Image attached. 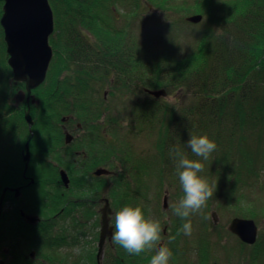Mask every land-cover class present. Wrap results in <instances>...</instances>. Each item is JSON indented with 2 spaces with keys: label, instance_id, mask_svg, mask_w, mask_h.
<instances>
[{
  "label": "trees",
  "instance_id": "16d2710c",
  "mask_svg": "<svg viewBox=\"0 0 264 264\" xmlns=\"http://www.w3.org/2000/svg\"><path fill=\"white\" fill-rule=\"evenodd\" d=\"M3 1L0 0V19ZM154 1L165 6L164 12L172 10L177 16L183 12L184 17L191 14L193 4L198 6L202 14L199 28L193 26L194 30H189L184 19L188 26L185 28L193 33L184 41L188 46L183 53L177 52L181 36L173 29L168 28L162 39L145 36L140 31L139 35L133 33L131 26L139 15L135 0H49L54 29L49 39L52 59L44 82L29 98L31 132L24 120L27 110L24 85L13 82L0 27V198L3 191L21 188L31 201L27 210L22 209L24 216L36 219L35 224L24 222L15 207H7L9 195H5L0 213V259L6 264H95L90 251L78 254L73 251L78 236L69 234L65 227L55 232L51 216L65 207V199L85 201L90 199L86 193H101L109 179L113 180L109 195L112 206L105 200L110 215L120 209L116 195L127 196L118 186L127 192L132 188L131 196L146 200L144 192L155 187L159 191L164 176L169 174L174 178L170 184L175 185L181 197L176 163L169 149L178 147L195 160L186 146L193 134H206L217 145L206 160L211 165L210 171L204 168L200 173L214 192L205 208L211 203L243 219L264 218V0H177L179 6H175V0ZM118 5L127 11L121 16L120 27L115 26L114 12ZM161 90L165 97L175 93L187 98L181 105L180 98L167 104L145 92ZM127 91H133L139 99L121 103L124 104L120 109L124 111L119 120L110 112L106 115L107 105L113 106L114 100ZM125 119L127 126L123 124ZM67 120L72 122L75 134L74 124L81 133L88 134V138H82L86 146L84 154L91 155L87 161L94 166L81 175L69 163L63 165L60 154V147L67 155L72 153L73 145H65L62 139L63 122ZM149 136H153V148L159 153V160H155L160 165L151 169L145 158L140 167L125 170L131 159L127 154L129 139L137 141L138 137ZM78 141H74L75 149L83 148ZM98 143L106 152L100 159ZM26 145L30 162L23 174ZM58 168L68 174V192H76L75 196L61 197L64 202L59 204ZM95 168L106 170L108 177L98 178L93 189L88 190L85 184L87 178L93 182ZM129 174H135L134 181L142 182V187L129 185ZM23 175L30 180H24ZM210 176L215 180L211 181ZM153 179L155 184H151ZM98 198L92 196L95 202L92 205L98 206ZM79 205L66 206L62 217H71L76 232L81 231V225H91L97 230L100 227L97 209L86 210L79 220L73 212ZM155 211L162 213L158 206ZM144 213L149 217V210ZM204 216L207 214L202 211L199 217L194 214L190 217L199 220L197 226L191 222L192 229L196 228L191 234L196 264H207L213 257L208 238L211 223ZM182 223L173 213L169 226L165 225L161 232V242L168 240L173 253L169 264L180 261L189 264L190 250L186 249L189 236L177 235ZM109 225L114 231V224ZM54 235L59 237L52 238ZM172 236L175 239L170 241ZM92 238L96 241L97 232ZM61 248L67 253L60 252ZM113 252L116 256L121 254L119 259L112 256ZM104 254L103 264H146L150 255L148 251L130 255L114 244L111 237Z\"/></svg>",
  "mask_w": 264,
  "mask_h": 264
},
{
  "label": "rangeland",
  "instance_id": "374dc122",
  "mask_svg": "<svg viewBox=\"0 0 264 264\" xmlns=\"http://www.w3.org/2000/svg\"><path fill=\"white\" fill-rule=\"evenodd\" d=\"M137 2L138 6V12H136V14L138 13V18L137 20L132 24L131 26V30L133 31V33L135 35H139V31L145 35V36H149L152 37V35L154 36H160L161 39L163 38L164 34L166 33V30L169 28L170 31H173L180 35L181 37L178 39V47L176 48L180 53H183L184 50L187 48L188 43L184 42L185 40L188 39V34H192L193 32L188 31L186 27L189 28V30H194V27H200L202 20L199 23H189L188 26L187 24L185 25L184 19L186 20L189 17L192 16H200L202 17V14H200L198 6L196 7L195 4H193V6L189 9V11L191 12V14L187 15V17H184L183 12L181 14H179V16L176 15L175 11L172 10H166L164 12V10L162 8H164L165 6H162L161 4H157L154 0H135ZM49 3V0H48ZM158 3H160V0H158ZM175 6L176 5H180L178 3L177 0L174 1ZM174 5V4H173ZM116 11L114 12L115 16V26L116 27H120V25H122V15L126 14L127 11H125L124 9L121 8L120 5H118L116 7ZM173 8V7H172ZM202 8V7H201ZM174 9V8H173ZM179 9V8H178ZM115 10V9H114ZM128 10V9H127ZM52 12V11H51ZM52 17H53V13H52ZM194 26V27H193ZM1 27V26H0ZM2 29V28H1ZM54 31V29H53ZM181 31V33H180ZM3 32V30H2ZM53 34V33H52ZM52 36V35H51ZM50 36V37H51ZM49 37V39H50ZM4 38V37H3ZM60 38V37H59ZM59 38L57 40H59ZM49 39H48V44H49ZM161 39H159V41H162ZM4 41V40H3ZM5 44V43H4ZM50 47V45H49ZM6 50V47H5ZM6 56L8 57V55L6 54ZM9 59V57H8ZM8 59H7V66L11 71L10 66L8 65ZM50 65V64H49ZM12 74V71H11ZM114 76V75H113ZM113 76H111L110 78H112ZM12 79H13V75H12ZM14 82V81H13ZM16 84H23L24 85V89H25V84L24 83H16ZM35 90V89H34ZM32 90V91H34ZM105 91V90H104ZM26 93V90H25ZM32 93V92H31ZM166 95V94H165ZM27 97V94H26ZM144 97V96H142ZM30 98V97H29ZM176 98H180V95H175L174 94H167V96H162L157 100H161L162 101H166L167 104H172L174 102V100ZM187 96H183L182 98H180L179 104H182L183 100H186ZM133 99L138 100L139 97H137L133 91H127L124 92L123 95H121V98H116L114 100V105L112 106L111 103H109L107 105V112L106 115L108 114V112H110L111 116H116L118 117V120L123 116L121 114V112H123V109H120L122 107L121 104L122 102H129L132 101ZM126 100V101H124ZM27 101V98H26ZM29 102V99H28ZM113 102V101H112ZM114 107V108H112ZM30 113V111H29ZM31 117V116H30ZM32 119V118H31ZM59 126H62L61 124H59ZM84 134V133H81ZM111 136V135H110ZM83 137L88 138V134H85L81 137V141L79 143L80 146L84 145L83 148L78 147L77 149H74V151L76 152V154L73 153H68L67 157H76L77 162L75 165V173H78L79 175H81V172H83L85 169H87L88 167H93L94 165H91L88 161L84 160V162H82L80 160V158L82 157V155H85V157H87V160H89L88 158L91 156H89V154H84V148L85 146V141L82 139ZM64 141V137L62 138ZM101 139V138H100ZM84 142H83V141ZM102 140V139H101ZM130 140L129 143V147L130 149H128L127 154L128 156L131 157L130 159V163L128 164V167L125 169L127 171L130 170V168H132V166H141L142 162L144 161L145 158L148 159L149 161V165L150 168L152 169V167L155 169V167L157 168L160 164L159 162H157L156 160H159L158 155L159 153H157V151H155V145H154V140H153V136L152 137H148V138H139L136 140ZM87 143V141H86ZM102 143V141H101ZM75 144V142H74ZM99 144V156L98 159H100L101 156L105 155L106 152L104 149H102L101 144ZM75 146V145H74ZM154 147V148H153ZM76 148V146H75ZM61 150V147L59 148ZM144 153H142V152ZM185 153V152H184ZM60 154H64L63 152H60ZM96 154V153H94ZM93 154V155H94ZM80 156V157H79ZM195 156V155H194ZM189 158V156H188ZM156 159V160H155ZM195 160H200V157H196L195 156ZM63 160V165L64 164ZM201 161V160H200ZM29 162H30V156H29ZM28 162V164H29ZM204 168L208 169L210 171V163H208L207 161L203 160L202 161ZM156 164V165H154ZM25 166V163H24ZM83 166V167H81ZM99 166V165H98ZM25 169V167H24ZM23 169V173L24 172ZM28 169V166H27ZM59 169V168H58ZM88 171V170H86ZM95 171V169L92 170V174ZM89 172V171H88ZM89 174V173H87ZM135 174H129L127 177V183L129 185H137L139 188L142 187L141 184L142 182L137 183L134 181L133 176ZM215 175V174H213ZM93 182L90 183L91 179L87 178V183L85 184V187L88 190H92L94 187V184L98 181V176H93ZM137 178V177H136ZM55 179V177L53 178ZM104 179L106 180V177H104ZM211 181H214L215 178L213 176H210ZM218 179V177L216 178ZM262 179L264 180V176L262 177ZM172 180H174V178L171 176L169 177V174H166L164 176V185L162 187H160V190L157 191V188H152V190L150 192H144L143 195L146 196V200H142L144 198H141V200H139L136 195L131 196L133 189L130 188L131 192H127V190L123 187V186H118L117 188L120 190V192H124L125 194H127V196H130L128 198L122 197L121 195H116V203L118 205L119 208H121L124 205H132V202H134L136 205L135 206H140L142 208V210L144 211H148L150 212L149 217L154 218L156 220H159L161 223V227L163 229V227L169 226L171 219L173 218V211H172V206L179 200L180 198V192L177 191V189L175 188V185H171L170 183L172 182ZM156 180L154 182V179L151 181V184H155ZM106 186L104 191H102L101 193H95L93 194L92 192L86 193L88 194V197L90 199H92V196H99L98 199L102 198L105 199L107 198L110 202V206H112L113 201H111L109 195L112 194L111 188L113 185V180L109 179L108 181L106 180L105 182ZM61 185L58 186V188ZM113 189V188H112ZM64 188L61 187L60 191L61 193H63V196L65 195L66 198L68 195L73 194V196H75L76 192L72 191V192H63ZM55 192V191H53ZM88 192V191H86ZM154 192H156L154 194ZM159 192V193H157ZM123 194V193H120ZM124 194V195H125ZM87 197V198H88ZM107 201V200H105ZM165 205V206H164ZM3 206V204H2ZM96 204L95 205H91L89 207L90 211L92 212L93 209H97L96 208ZM115 206V205H114ZM133 206V205H132ZM155 206H158L162 213H157V211H155ZM98 207V206H97ZM80 210H83L82 212ZM202 211H205L207 214V217H209L210 219V223H211V229L209 230V241H210V252L213 253V257L210 258L207 262V264H264V254L262 253V250H264V218H259L258 216L254 217V219L252 220L257 228V242L254 245L251 246H242V243L239 241V239L231 234L228 230L227 227L230 224V222L234 219V218H241L243 219V217L241 216H234L233 213L231 212H225L223 210H220L219 208H216L215 206H213V204L210 203V207L204 208L202 209ZM73 212L75 213H80L77 217V219L80 217V219L83 217L85 211H84V206H81L80 209H78L77 207L74 209L73 208ZM111 212V211H110ZM94 213V212H93ZM115 211H113V214L108 216V224L111 222L112 224H114L113 222V216H114ZM200 213H196L194 215H197L199 217ZM191 222H193V224L195 226H197L199 224V220H196L194 218L191 219ZM209 223V222H208ZM174 224V223H173ZM173 226V225H172ZM196 228L192 229V232L195 230ZM59 229L57 227H55V232H57ZM113 231V229H112ZM91 232H93L92 234H96L98 235L99 229L98 230H94L92 229ZM92 234L89 235V242L92 243L93 240L92 239ZM53 237H59L57 235L52 236ZM187 237V236H186ZM188 245H187V250L189 249L190 252L188 254L189 257V264H196V261H198V258L195 255V251L193 250L194 246V240H193V236L190 235L188 237ZM215 243L214 246L212 245V243ZM162 246H169L170 243L168 240L166 241H162L161 242ZM189 246V248H188ZM122 250V248H121ZM8 251V250H7ZM6 251V253H7ZM150 253V255H152V253L150 251H148ZM119 255L116 256V254L113 252L112 256H114L115 258L119 259ZM148 255V257H146V264H149L147 262L150 261L151 256ZM178 259H181V257L177 256ZM209 258V256H208ZM207 258V259H208ZM182 261L178 262V264H181ZM4 264H6V262H3Z\"/></svg>",
  "mask_w": 264,
  "mask_h": 264
},
{
  "label": "water",
  "instance_id": "95a60500",
  "mask_svg": "<svg viewBox=\"0 0 264 264\" xmlns=\"http://www.w3.org/2000/svg\"><path fill=\"white\" fill-rule=\"evenodd\" d=\"M201 20L202 17L200 16H192L186 19L187 22L194 24ZM0 26L3 30L6 54L9 57L8 65L12 71L13 81L25 84L28 102L32 90L44 82L52 59L48 39L53 33V17L48 0H4ZM145 92L156 99L165 96L163 90ZM24 120L29 132H31L32 119L29 109L25 112ZM23 162L25 163L24 172H26L29 162L28 145L25 146ZM107 174L108 172L104 169H97L94 172V175L98 177ZM60 178L66 186L68 182L66 175L60 173ZM5 194L6 191L1 194L0 212ZM109 214L108 202L105 201L102 209L97 258L100 257L105 239L112 235V228L108 227L107 217ZM26 220L31 224L36 222L33 217H26ZM227 230L235 235L242 244L247 246L255 244L257 228L252 220L234 218ZM0 264H4L2 260H0Z\"/></svg>",
  "mask_w": 264,
  "mask_h": 264
},
{
  "label": "clouds",
  "instance_id": "9594fccd",
  "mask_svg": "<svg viewBox=\"0 0 264 264\" xmlns=\"http://www.w3.org/2000/svg\"><path fill=\"white\" fill-rule=\"evenodd\" d=\"M123 124L127 126L128 120L125 119ZM186 146L196 157L205 161L217 148L216 143L206 134L189 136ZM169 152L175 160L182 189V196L172 206L174 215L184 221L177 235L190 236L192 234L190 217L202 212L214 192L207 180L200 175L204 170L200 160L188 158L180 148L175 146L171 147ZM204 219L208 217L204 216ZM113 222L114 231L111 240L114 244L130 255H140L145 251L153 252L149 264H169L173 253L171 249L161 244L162 227L159 220L147 217L140 206L124 205L115 211ZM169 239L174 240L175 236Z\"/></svg>",
  "mask_w": 264,
  "mask_h": 264
},
{
  "label": "flooded vegetation",
  "instance_id": "af4514ba",
  "mask_svg": "<svg viewBox=\"0 0 264 264\" xmlns=\"http://www.w3.org/2000/svg\"><path fill=\"white\" fill-rule=\"evenodd\" d=\"M28 104H29V102L26 101L27 109H29L28 108ZM63 123L65 124L64 127H63L64 144L65 145H70V144L73 145L72 148L70 149V151L73 154H76V152L74 151V149H75L74 141L75 140H79L78 142H80L81 141V137L84 134H81L80 127L77 124H74V127L76 129V134H75V132L71 128L72 122H69V120H67V121H65ZM61 151L64 153V154H61L62 159L65 160L64 163H69L70 166H72L73 170H75V165H76V162H77L76 157H73V158L72 157H67V152L64 150V148H62ZM23 156H22V161H23ZM80 160L82 162H84V160L87 161V158L85 156H83V158H80ZM81 167H83V166H81ZM96 170H97V168H95V171ZM94 172L92 174L93 176H95ZM60 173H64V175H66L67 179H68V174L66 172H64L63 170H61V169H57L59 183H60L61 187L64 188L63 192H67L68 188H69V180L67 182V185L65 186L61 182ZM23 174H25V173H23ZM99 177H108V175H103V176H99ZM23 179L24 180H30L29 178L24 177V175H23ZM29 184H32V182L29 181ZM7 194L9 195V197L7 199V207L9 209H11L12 207H15L17 209L18 213H19V217L24 222H27V220L25 219L24 213L22 211V209L27 210L26 206H29V204L31 202V201L28 200L27 195L22 193L21 188H17V191H15V189L14 190H9V192H7L5 195L7 196ZM56 197L59 199L57 201L58 204H59V201L61 203L64 202V200L61 198V197H64L63 193L58 191ZM65 200H66L65 207L68 206L71 203H73L74 205L77 203V204H80L77 207L78 209H80L82 204H84V211L89 209L88 205L91 206L92 204L95 203V202L92 201V199L91 200L90 199H85V201H81V200L78 201V199L70 197L69 199H65ZM104 202H105V199H99L98 202H96V203H98V206H99V207H97V213L100 214V227L98 228L99 232H98V235H97V239H96V241H93L92 243L89 242V235L92 233L91 232V230H92L91 225H88V226L81 225V227H80L81 231L80 232H76V230L74 229V225H71V217H68V218H65V217L63 218L62 217L63 213H64L63 210H64L65 207L62 208V207H60L58 205V207H60L59 210L57 212H55L54 215L51 216V219L54 221V225L59 229L58 231H60V229L62 227H65L69 234H71L72 236H78L79 241L75 243V246H73V248H72L73 251H76L75 252L76 254H78L81 251H84V252L90 251L89 253L94 254L95 264H103V259L105 257L104 253H105V250H106L107 239H109V237H107L105 239L103 247H102V251H101V254H100V257L97 258L99 235H100V229H101V217H102V209L104 207ZM29 211H32V210H29ZM80 211L82 212L83 210H80ZM89 211H90V209H89ZM75 216H78V214H76ZM75 216H74V218H77ZM78 219L81 220L80 217ZM86 223L90 224L91 221H87L86 220ZM108 227H111V226L108 224ZM91 240H93V238ZM60 252H62V253L64 252L63 254L67 253L65 248H61Z\"/></svg>",
  "mask_w": 264,
  "mask_h": 264
},
{
  "label": "bare ground",
  "instance_id": "6f19581e",
  "mask_svg": "<svg viewBox=\"0 0 264 264\" xmlns=\"http://www.w3.org/2000/svg\"><path fill=\"white\" fill-rule=\"evenodd\" d=\"M248 220V219H247ZM258 240H257V237H256V241H255V243L257 242Z\"/></svg>",
  "mask_w": 264,
  "mask_h": 264
}]
</instances>
